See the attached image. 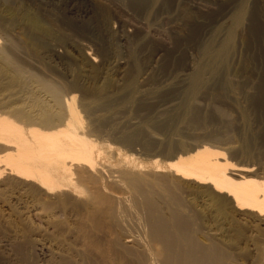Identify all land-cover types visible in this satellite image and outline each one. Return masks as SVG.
Listing matches in <instances>:
<instances>
[{
  "label": "rangeland",
  "instance_id": "374dc122",
  "mask_svg": "<svg viewBox=\"0 0 264 264\" xmlns=\"http://www.w3.org/2000/svg\"><path fill=\"white\" fill-rule=\"evenodd\" d=\"M6 60L21 67L24 86L3 88L11 73L0 72V96L37 90L39 80L75 93L113 171L135 154L150 173L156 158L166 163L203 143L264 165V0H0V64ZM111 185L112 198L67 219L49 216V198L28 188L0 195V264H134L127 240L141 254L148 239L125 231L116 202L131 204L136 191ZM179 187L202 232L221 240L233 262L263 264L264 221L233 211L226 218L210 191ZM144 188L170 219L162 186ZM194 235L203 241L197 226Z\"/></svg>",
  "mask_w": 264,
  "mask_h": 264
},
{
  "label": "bare ground",
  "instance_id": "6f19581e",
  "mask_svg": "<svg viewBox=\"0 0 264 264\" xmlns=\"http://www.w3.org/2000/svg\"><path fill=\"white\" fill-rule=\"evenodd\" d=\"M19 70L18 64L3 61L0 72H10L11 76L7 85L1 86L17 87L21 83ZM38 82L37 90L27 89L25 85L21 96L17 93L0 96V195H8L12 189L28 188L52 200L45 203L49 216L60 213L67 219L83 212L89 214L90 206L112 198L107 194L114 183L119 189L136 191L131 204L123 199L116 202V217L126 232L148 239L141 254L132 253L134 240H127L132 263L238 264L224 252L221 240L202 232L196 211L187 210L185 201L176 193L182 190L179 184L191 182L217 198V207L226 218L233 211L264 221V165L235 162L224 148L203 143L181 149L166 163L156 158L150 173H145L147 165L135 162V154L129 155L127 165L113 171L103 162V147L88 130L77 95L66 94L47 81ZM199 118L196 112L192 123ZM165 171L172 173L173 181L157 174ZM144 185L162 186L163 199L169 195L167 205L172 222L161 215L155 195ZM203 221L208 224L212 217ZM196 226L203 241L194 235ZM234 230L241 242L248 237L242 226L234 225ZM258 253L264 264V247Z\"/></svg>",
  "mask_w": 264,
  "mask_h": 264
}]
</instances>
